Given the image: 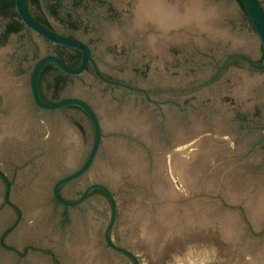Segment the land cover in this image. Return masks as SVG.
<instances>
[{
  "label": "rangeland",
  "instance_id": "1",
  "mask_svg": "<svg viewBox=\"0 0 264 264\" xmlns=\"http://www.w3.org/2000/svg\"><path fill=\"white\" fill-rule=\"evenodd\" d=\"M113 1L116 5L120 3L118 0ZM260 1L264 7V0ZM168 2L173 1L169 0ZM203 2L208 6L218 8H216L219 11L218 22L216 20L217 24H215L217 32L228 35L230 39L217 38V40H213L205 33L199 34L193 31L185 33L182 32L180 25V29L176 33H179L184 40L180 44H174L162 39L163 34L155 28H153L155 31L151 30L152 27H148L142 32L139 31L140 33L135 35L126 21H118L113 26H99L94 28L91 33L81 35L80 39L90 44L96 64L107 78L144 88L148 91L149 96L157 102H165L164 99L167 95H174L180 105L183 103L182 98L190 103L183 116H180L176 106L169 107L167 104L161 106L164 109L166 120L173 122V119L176 118L178 123H175V126L187 125L189 115L196 116V120L200 118L203 126L207 128H214L217 119L219 125L227 130V134L231 133V137L224 136V139L229 143V148L240 156H232L231 162L241 164L247 162L249 164L234 168H237L244 177L256 179L264 174V167L261 168L264 163V141L256 145L254 152L250 153L246 160L242 156L251 148L253 142L261 139L263 134L260 128L264 127V68L253 69L244 61H235L229 65L226 64L217 77L213 78V75L215 68L220 67L227 56L232 53H240L257 65H263L261 43L254 29L243 19L242 12L235 0H203ZM179 3L183 2L179 0ZM49 22L56 28L62 29L57 21L50 19ZM184 26L188 27L185 24ZM171 34L168 33L167 36H171ZM151 40L158 43L156 51L152 50L149 45ZM7 51L10 63L6 68L9 72L8 75H5L7 79L12 78L11 74L16 63L22 62V66H19L18 70L21 76L13 81L21 87L22 98L25 101L27 100L24 98L27 91L25 85L28 79L27 73L33 62L42 53L70 58V54L56 48L32 32L11 35L4 46L3 52ZM243 77L255 81L257 86L252 87L251 93L240 100L234 96L233 90L239 86ZM54 78L52 73H47L42 79V90L50 99L79 96L96 104L99 101H105L107 104L104 105L105 114L101 113L103 105L98 104L99 106L96 107L101 113L102 124L105 119L113 122L116 120L114 116L123 110L130 113L137 111L138 118H144L145 123L152 124V127H155L159 121L158 108L155 105L147 103L139 94L129 95L126 90L97 83L90 71L79 77H65L57 92L52 89ZM26 107L32 106L27 102ZM29 111L33 113V110ZM39 114L37 120L44 130L39 140H47L50 133L59 127H64V130L76 137L75 147L73 150H69L70 156H73L70 170L78 168L87 157L93 140V130L88 119L78 109L68 107L57 112ZM141 114L144 116H140ZM2 117H8V108L3 105L0 99V120ZM31 117L34 118L35 115L32 114ZM103 133L104 143L120 140L119 142L126 145L127 149L130 146H132L130 149L137 146L141 148L139 143L134 140L136 136L131 135L134 138L129 139L126 137L128 136L127 132L106 129L103 125ZM50 147H53L51 143L49 146H40L38 149L27 145L25 150L19 154L4 148L0 149V169L12 182L10 200L20 207L23 215L18 227L6 237V243L15 246L20 253H22L21 248L24 244H14L19 234L21 236L26 233L27 235L33 234L26 244L43 247L42 244L47 242L50 246L54 244V237L51 235L57 234L55 232H59V228L65 227L63 224L59 226V222H62L61 208L54 206L49 196H47L46 203L39 204L40 207L37 208L33 202L26 203L21 200V195L30 196V191L38 181L41 171L51 165L53 153ZM58 151L63 154L67 153L61 146ZM192 151L194 148H190V144L175 149L179 159L182 160H189ZM99 161L103 167H106L104 168L106 171L108 170L107 172L110 171L109 173L113 174L111 178L114 179L112 191L115 193L117 214L111 230L112 241L133 253L139 264H264V256H261L262 252L259 250H264L262 243L256 244L254 249L247 250V245L242 243V238L240 239V236L236 238L239 234L246 241H259L264 226L252 229L240 211V202H227L228 207L221 209L224 211L223 214L236 217L240 223L237 228H234L235 224L230 223V231L233 232L230 234L233 238L231 236L229 240L223 236L219 228H216L218 227L217 217L211 213V222L206 226L195 225L177 233H169L166 238L154 244L155 235L152 231L155 230V227L151 226V229L147 230V225L141 219V213L151 215L154 208L160 205L154 202L155 198L144 195L137 186L131 188L128 170L118 160L109 158L102 150L97 158V162ZM165 162L174 190L189 198L177 172L172 169V158L169 154L166 156ZM213 163L211 160V164ZM116 172L119 173L116 174ZM87 180L88 177H82L66 184L61 190L62 197L66 200L77 199ZM3 192L4 184L0 180V232L4 225L11 224L17 216L11 208L3 205ZM196 200H200L201 204L205 206H213L215 203L222 206L217 197L214 198L207 194L197 195ZM44 208L48 213L46 216L47 228L49 227L48 230L51 231L48 236L43 234V231H39V227L35 226V222L31 218L26 217L32 211L38 209L44 211ZM109 214L110 206L106 197L96 192L89 195L80 209L70 211L69 217L76 216L78 218L80 224H76V226H79L80 229L82 224L88 228L89 235H92L93 247L100 249L104 245L103 232L109 221ZM231 216V221H233ZM80 219H83L84 223ZM51 226L54 228L52 229ZM235 229L238 231L236 232ZM153 232L155 233V231ZM1 253L0 264H53L48 255L37 251H28L24 258H20L12 251L0 249ZM103 258V264H132L128 257L116 254L111 250H106Z\"/></svg>",
  "mask_w": 264,
  "mask_h": 264
},
{
  "label": "water",
  "instance_id": "2",
  "mask_svg": "<svg viewBox=\"0 0 264 264\" xmlns=\"http://www.w3.org/2000/svg\"><path fill=\"white\" fill-rule=\"evenodd\" d=\"M181 1L185 3L186 0ZM14 2L17 15L19 16L22 24L28 30L47 42L79 51L80 62L77 66L71 67L58 55L42 53L39 58L33 62L30 71L27 73L28 79L25 82L27 87L26 90L30 92L32 101H25L22 98L23 91L21 87L17 85L12 78L10 79V83L8 84L6 91L0 92L2 94V103L8 108V117L15 114V122H17L15 127H18V125L23 126L25 119L30 118L33 126V133L30 138V134H28L29 129H22L21 131H18L14 137H5L3 130L0 129V149L4 148L5 150H11L14 153L19 154L25 150L27 145L34 146V149H38L40 146H49L51 142L50 139L53 137V132L50 133L47 140H39V137L44 133L42 126L37 120L40 116L39 113L57 112L66 107H76L87 116L92 126L93 140L86 159L78 168L74 170H70L71 159L73 156L71 157L68 156L67 153L63 154L59 151L57 152V150H59V146L55 148L50 147L53 153V161L51 162V165L41 171L38 181L34 184L30 191V196H27L26 194L21 195L22 201L24 200L26 203L33 202V205L35 204V208H37L39 204L44 205L46 203L47 196H49L51 201L53 200L58 205L65 208L66 213L68 214L67 220H69L65 222V227L59 228L60 231L55 232L57 234L51 235L54 237V244L50 246L47 242L42 244L43 247L26 244L29 239L32 238L31 235L33 236V234L27 235V233L23 236L19 234L14 242V244L17 243V245L24 244L21 248L22 253H20L13 245L3 244L4 239L9 236L11 232L13 233L18 227L23 215L20 207L10 200L12 182L0 169V180L4 184V192L2 196L3 205H7L17 215L16 219L11 224L3 226V229L0 232V246L7 250H12L20 258L26 257L28 251H37L39 253L48 254L55 264H103L102 261L106 250H111L116 254L128 257L132 264H139L138 259L133 253L127 250L124 246L116 245L111 238V230L114 226L117 214L115 193L112 191V182L114 179H105L99 177L97 173L93 172V168L97 163L100 151H105L109 158L115 160L107 153L105 145L107 142L104 143L103 140L104 133L102 120L100 119L101 113L96 108L99 105L106 106L107 104L105 101H99L97 104L88 102L86 99L79 96L61 97L52 102L44 100L40 92V75L43 68L48 64L54 65L62 73L73 77L83 76L87 72L88 66L90 65L93 71V78H95L97 83L126 90L129 95L142 94L148 103H151L158 108L159 121H157V125H155L156 128L152 127V124L150 123H145V120H143V124L148 131L147 138L149 141L147 144L139 139L140 132L135 129V126H128L126 130L118 129L123 132H128V136L126 137L129 139L134 138H132L131 135L136 136L134 140L139 143L143 151L146 153L145 158L148 161V166L143 169V174L141 176H136L137 173H130L129 169L127 173L131 188H133V186H137L143 191L144 195H149L150 197L155 198L156 201L154 202L160 205L154 208V212L150 215L152 225L156 229V239L153 241L154 244H157L160 240L166 238L169 233H177L195 225L206 226L211 222V213L217 217L216 221L218 227L216 228H219V230L222 231L223 236L229 240L231 215L228 216L227 214H223L224 211L221 210L222 207H228L227 202H240V211L244 215L245 220L249 222V226L252 229H259L262 225H264V217L258 220L254 215H252L253 208L250 209L249 206L251 202L258 199V196L263 197L264 203V174H262V176H258L256 179L244 177V175L238 171L237 168H234L240 165L248 166L249 164L247 162L242 164L238 162H231L230 158L232 156H240L229 148V143L224 139V136L227 135L231 137V133L227 134V130H224L219 125L217 119L215 120L214 128L204 127L202 121L199 120L200 118L196 120V116L194 115L188 116L187 125H173L171 120H166L164 109L161 107L163 104H166V102L151 100L144 88L134 87L127 83L105 77L96 64L95 57L93 56L90 47L85 42L61 35L38 22L28 12L25 0H14ZM241 3L254 31L260 40L264 54V7L260 0H241ZM147 22L150 27L160 31L163 34L162 39L167 42L180 44L182 40H184L179 33H176V31L180 29L178 25L177 27H171L168 30L163 31L156 25V23L151 21ZM180 27L182 28V32L186 33L193 31L199 34L205 33L213 40H217V38L222 40L230 39L226 35H209L206 31L200 32L197 31V29H188L182 24ZM168 33H172L171 36H167ZM174 36H178V38L175 39ZM169 37L171 38L169 39ZM239 56L240 53L229 54L225 61H223L222 66L226 65L232 57L235 58ZM246 62L251 65L250 61L246 60ZM245 80H248V78L243 77L239 86L243 85ZM239 86L234 88L233 91L234 96L241 100L251 93L252 88L244 91V95L242 96L238 94ZM256 86L257 83L253 86V88ZM27 102L33 106L26 107ZM29 110H33V113ZM123 112L124 110L119 112L114 117L120 116ZM132 113L135 114L136 117H139L137 111ZM32 114L35 115L34 118L31 117ZM140 116L144 115L141 114ZM4 119L5 117H2V120ZM2 120H0V122ZM194 123L200 124L201 128L191 130V125ZM180 127L183 128V132H181L182 134L180 137L175 138L176 130H179ZM55 129L56 131H59L58 128ZM260 129L263 131L261 139L252 143L251 148L242 156L244 160L247 159V156L250 153L254 152L256 145L264 141V127H261ZM255 130H257V128H255ZM57 133L60 134L61 132ZM154 142L160 146L159 149L155 147ZM186 144H190V148H194V151L190 153L189 160L179 159L175 149ZM131 147L132 146H130L129 149ZM168 154L172 158V169L177 172L178 178L189 194V198L174 190V187L168 177V167L165 162V158ZM211 160L214 162L213 164H211ZM263 167L264 163L261 165V168ZM82 177H88V180L79 197L75 200L64 199L60 194L61 186L74 182ZM232 177L240 180L241 183L238 187V196L235 199L230 197V178ZM243 184L244 189L241 190L240 186ZM93 190L100 191L106 197L110 206L109 221L103 232L104 245L100 249H95L93 247L92 235H89L88 228L82 224L80 232L82 233L84 239H87V241L89 239L91 245L88 249L83 248L80 249L79 252H76L73 250L71 246L72 244L68 243L66 234L71 230L73 232L74 226L76 224H80V222L76 216L70 218L69 213L70 211L73 212V209H80ZM200 194H207L214 198L217 197L221 201L222 206L220 207L216 203L213 204V206L202 205L200 200H196L197 195ZM177 201L183 203H179ZM207 209H209V212H206ZM47 214L48 213L44 208V211L38 209L26 215L27 218H31L35 222V226L39 227V231H43V234L46 236L51 234V231L48 230L49 227L47 228L46 224ZM231 217L233 218L231 223L235 224L234 228H237L240 223L237 221L236 217ZM80 221L82 222L83 219H80ZM61 225L62 222H59V226ZM51 228L53 229L54 227L51 226ZM235 230L236 232L238 231V229ZM63 236H65L64 240ZM239 236L240 239L242 238V243L245 245H251L252 249H254L255 245L258 243H262L264 246V226L263 231L260 234V242H255L254 240L246 241L241 235L236 236V238H239ZM0 257H2V253L0 254Z\"/></svg>",
  "mask_w": 264,
  "mask_h": 264
},
{
  "label": "bare ground",
  "instance_id": "3",
  "mask_svg": "<svg viewBox=\"0 0 264 264\" xmlns=\"http://www.w3.org/2000/svg\"><path fill=\"white\" fill-rule=\"evenodd\" d=\"M169 0H140L139 5L136 7V17L134 19V25L137 26L140 24L141 21H151L156 23L160 29L163 31L168 30L171 27H177L181 24L187 25L188 29H197V31H206L209 35H226L221 32H217L216 26V19L218 18V12L215 7L206 5L203 0H187L185 4L179 3V0H172L173 2L169 3ZM218 22V20H217ZM139 23V24H138ZM228 36V35H227ZM175 37V36H174ZM178 38V36L175 37V39ZM170 39V38H169ZM173 39V37H172ZM150 46L152 50L156 51L158 48V43L156 41H149ZM1 61V60H0ZM2 70V66L0 64V92H5L8 88V84L10 83V79H7L5 76V73ZM256 85V82L253 80H245L243 85L239 86L238 94L244 95V91L250 90L253 86ZM106 108L103 105L101 107V113L105 114ZM116 120L107 121L104 120V127L106 129H122L126 130L128 126H135V129L140 132V140L143 142L148 143L147 134L148 131L147 128L143 124L144 118H138L135 116V114L130 112H124L120 116L114 117ZM16 117L15 114L5 118L0 122V129L3 130V133L5 137H14L18 131H21L22 129L28 130L29 136H31L33 129H32V122L31 119L26 118L24 125H18V127H15L16 123ZM17 128V129H15ZM26 128V129H25ZM201 125L194 123L191 125V130L200 129ZM59 131L56 129L53 131V137L50 139V143L53 147L55 146H61L64 151H67V154L70 156L71 152L70 149L73 150L77 143L76 137H74L73 134H71L69 131L64 130L63 128H58ZM57 132H61L58 134ZM183 132V128L180 127L179 130H176L175 138L180 137V135ZM128 133V132H127ZM120 141V140H119ZM119 141H111L106 143L107 153L108 155H111L115 160H118L122 166H125L126 169L130 170V173L138 175H142V171L144 168L148 166V161L146 160L145 156L146 154L143 152L142 148L139 146L133 147L132 149H127L122 143ZM124 143V142H123ZM154 145L157 149H159V145L154 142ZM215 151V150H213ZM117 162V161H116ZM119 163V164H120ZM105 167V166H104ZM103 167V164L99 161L96 163V165L93 168V172L97 173L99 177L109 179L111 180L112 173H109L105 170ZM116 168V167H115ZM121 168V167H120ZM118 169V167H117ZM115 170V169H114ZM119 173V172H118ZM116 172V174H118ZM115 174V175H116ZM117 176V175H116ZM240 180H237L236 178H230V197L235 199L238 196V187H239ZM240 189H244V184L240 186ZM250 209H252V215H254L258 220L262 219L264 217V203H263V197L258 196V199L250 203ZM158 209V208H157ZM147 212V211H146ZM206 212H209V209H207ZM148 214V216H147ZM142 214V221L144 224L147 225L148 228L151 229L152 222L150 218V214ZM139 214V216H141ZM230 218V223H231ZM145 227V225H144ZM145 229V228H144ZM146 230V229H145ZM231 230V229H230ZM152 231V230H151ZM153 231H156V229ZM152 233L155 235L156 239V232ZM232 231H230L231 233ZM233 233V232H232ZM239 235V234H238ZM232 235L230 234V237ZM66 237L68 239V243L72 244L73 250L76 252H79L80 249H88L90 246L89 239H84L82 236V233L80 232L79 226H74V231H68L66 234ZM65 236H63V239ZM89 238V237H88ZM233 238V236H232ZM247 245V250L252 249V246L249 244ZM262 251L261 249H259ZM261 256H264V250L261 253Z\"/></svg>",
  "mask_w": 264,
  "mask_h": 264
},
{
  "label": "flooded vegetation",
  "instance_id": "4",
  "mask_svg": "<svg viewBox=\"0 0 264 264\" xmlns=\"http://www.w3.org/2000/svg\"><path fill=\"white\" fill-rule=\"evenodd\" d=\"M120 3L116 5L113 0H25L26 8L30 15L36 19L38 22L43 24L44 26L48 27L49 29L53 30L54 32H57L61 35L72 37L75 39H79L83 42H85L91 49L90 44L87 41H84L80 39L81 35L91 33L94 28H97L99 26L107 27V26H113L118 21H126L129 26L132 28L133 34L140 33L139 31H144L149 26V23L146 21H142L137 27L134 26V19L136 17V7L139 5L140 0H118ZM57 21L59 26L62 28H56L53 26L49 20ZM12 22H21L19 19V16L17 15L16 9H15V2L13 4H7L3 2V0H0V64L2 66V70L5 73V75H8L9 72L6 70L7 67H9V52H3L4 46L6 45L8 38L11 35H22L26 33H31L30 30H28L23 24L19 27L18 30H11L9 29V24ZM22 23V22H21ZM151 29V28H150ZM151 30H154L153 27ZM155 31V30H154ZM50 43V42H49ZM52 44V43H51ZM54 45L56 48L61 49L62 51L70 54V58L74 55H77V50L62 47L59 45ZM93 54V52H92ZM68 65L72 64L78 59V56H76L73 60L70 58H67L65 56H60ZM234 59H237V61H244L250 68L253 69H262L264 68V64L259 66L255 62L251 61L244 55L240 54L239 57L231 58L230 61L227 63L228 65L234 62ZM246 60L251 62V65H249ZM96 62V59H95ZM17 66V67H16ZM19 66H22V62H17L13 71H12V79H18L21 75L19 74ZM226 65H221L220 67L215 68L213 78L217 77L220 71L224 69ZM92 70L91 66H88L87 71ZM61 71L58 69H50L48 71L42 70L40 75V92L41 96L46 101H56L53 99L48 98L43 90H42V79L43 76L47 73H52L55 78L52 82V89L55 90L54 85L55 82L58 80V76ZM93 74V71L91 72ZM66 76V75H65ZM105 76V75H104ZM67 78H72L73 76H66ZM106 77V76H105ZM148 93V91H147ZM143 99L145 100L144 96L140 94ZM149 96V93H148ZM24 98L27 100L32 101V97L30 92L27 90V93L24 95ZM149 98L153 101L155 99H152L150 96ZM177 97L174 95H167L165 97V102L169 107L176 106L178 109V112L180 116H183L186 112L187 105H190V103L186 102L184 98H182V105H180L177 102ZM0 99L2 100V94L0 93ZM146 101V100H145ZM147 102V101H146ZM148 103V102H147ZM151 104V103H150ZM33 106V105H32ZM73 109H78L76 107H68ZM81 111L80 109H78ZM82 112V111H81ZM83 113V112H82ZM84 114V113H83ZM85 115V114H84ZM87 118V116L85 115ZM88 119V118H87ZM89 121V120H88ZM180 121V120H179ZM90 123V121H89ZM173 125L178 123L173 119ZM91 125V124H90ZM92 127V126H91ZM88 154V153H87ZM86 159V157H85ZM84 159V160H85ZM66 185V184H65ZM61 186L60 188V194L62 188L65 186ZM100 193L98 190H93L91 193ZM62 196V195H61ZM52 203L56 207L61 208V219L62 224L65 225V222L67 220V213L64 207L58 205L55 201L52 200ZM4 245H9L6 243V238L3 241ZM0 249L6 250V251H12L7 250L4 247L0 246ZM13 252V251H12ZM48 255V254H46ZM52 263L55 264V262L52 260Z\"/></svg>",
  "mask_w": 264,
  "mask_h": 264
},
{
  "label": "trees",
  "instance_id": "5",
  "mask_svg": "<svg viewBox=\"0 0 264 264\" xmlns=\"http://www.w3.org/2000/svg\"><path fill=\"white\" fill-rule=\"evenodd\" d=\"M236 1V3L238 4V6H239V8H240V10H241V12H242V16H243V19L245 20V22L246 23H248L252 28H253V26H252V24H251V22H250V20H249V18H248V16H247V14L245 13V11H244V9H243V7H242V3H241V0H235ZM3 2L5 3V5H6V3L7 4H13L14 3V0H3ZM22 25V23L20 22H12V23H10L9 24V29H11V30H18L19 29V27ZM61 56V55H60ZM76 56H78V59L75 61V62H73L72 64H69V66H71V67H75V66H77L78 64H79V62H80V53L79 52H77V55ZM76 56H72L70 59L71 60H73ZM263 58H264V54H263ZM235 61H237V59H234V62ZM50 69H56L57 70V68L54 66V65H52V64H48V65H46L44 68H43V72L44 71H48V70H50ZM90 70V72H92V70L91 69H89ZM66 74H64V73H62V72H60V74H59V76H58V80L55 82V85H54V88H55V92H57V90L59 89V87H60V84L62 83V81L64 80V78L67 76H65ZM100 192V191H99ZM101 193V192H100ZM102 194V193H101Z\"/></svg>",
  "mask_w": 264,
  "mask_h": 264
}]
</instances>
